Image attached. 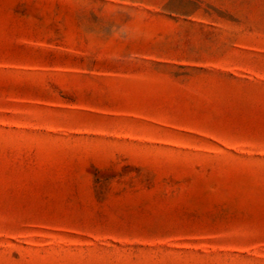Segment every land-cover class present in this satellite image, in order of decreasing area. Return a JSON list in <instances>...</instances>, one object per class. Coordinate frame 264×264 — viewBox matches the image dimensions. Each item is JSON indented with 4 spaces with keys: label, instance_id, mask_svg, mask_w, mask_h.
Segmentation results:
<instances>
[{
    "label": "rangeland",
    "instance_id": "rangeland-1",
    "mask_svg": "<svg viewBox=\"0 0 264 264\" xmlns=\"http://www.w3.org/2000/svg\"><path fill=\"white\" fill-rule=\"evenodd\" d=\"M0 264H264V0H0Z\"/></svg>",
    "mask_w": 264,
    "mask_h": 264
}]
</instances>
